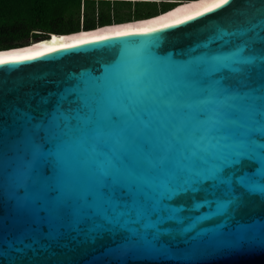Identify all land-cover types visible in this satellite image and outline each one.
Returning a JSON list of instances; mask_svg holds the SVG:
<instances>
[{"label": "water", "instance_id": "obj_1", "mask_svg": "<svg viewBox=\"0 0 264 264\" xmlns=\"http://www.w3.org/2000/svg\"><path fill=\"white\" fill-rule=\"evenodd\" d=\"M202 13L0 65V264H264V0Z\"/></svg>", "mask_w": 264, "mask_h": 264}, {"label": "trees", "instance_id": "obj_2", "mask_svg": "<svg viewBox=\"0 0 264 264\" xmlns=\"http://www.w3.org/2000/svg\"><path fill=\"white\" fill-rule=\"evenodd\" d=\"M160 1L0 0V58L34 57L79 39L97 41L93 38L116 36V31L157 28L200 13L214 2ZM32 39L43 40L30 44Z\"/></svg>", "mask_w": 264, "mask_h": 264}, {"label": "snow or ice", "instance_id": "obj_3", "mask_svg": "<svg viewBox=\"0 0 264 264\" xmlns=\"http://www.w3.org/2000/svg\"><path fill=\"white\" fill-rule=\"evenodd\" d=\"M230 3V0H214V2L211 4L210 7H205L204 9V13H212L213 10H220L222 7H225L227 6L228 4ZM203 13H197L196 16L199 17V18H202L203 17ZM193 17L192 16H188L186 17V20L191 22L193 21ZM177 25H183L184 24V21H176L175 22ZM163 28L167 29L169 28L170 26L165 24V25H162ZM141 32H152V33H156L158 32V29L156 28H145V29H141L140 30ZM131 33L129 32H124V31H116L115 32V35L116 36H127V35H130ZM94 40H104V41H107L110 39V37L108 36H98V37H94L93 38ZM93 41L92 40H87V39H79L77 40L75 43L73 44H62L61 47L62 48H69V49H73V48H76L77 45H81V44H91ZM48 51H54V49H48ZM39 55H43V53H40ZM31 59V57L29 56H19V57H10V58H0V65H4V64H8L9 62H11L12 60H29ZM38 155H42V153H37ZM249 191L251 192H256V191H259L257 189H253V188H248Z\"/></svg>", "mask_w": 264, "mask_h": 264}, {"label": "bare ground", "instance_id": "obj_4", "mask_svg": "<svg viewBox=\"0 0 264 264\" xmlns=\"http://www.w3.org/2000/svg\"><path fill=\"white\" fill-rule=\"evenodd\" d=\"M202 12H204V11H202ZM202 12H200V13H202ZM196 16V14L195 15H192V17H195ZM186 20V18L185 19H182V20H179V21H185ZM176 23L175 22H173V23H169V24H167V25H169V26H172V25H175ZM160 28H163L162 26H160V27H157L156 29H160ZM137 33H143V32H141V31H139V32H131V34H137ZM94 42V41H93ZM62 47L60 46V47H56V48H53L54 49V51L55 50H59V49H61ZM50 52H53V51H45V52H43V55L44 54H48V53H50ZM40 56H42V55H37V56H34V57H31V59H33V58H37V57H40Z\"/></svg>", "mask_w": 264, "mask_h": 264}, {"label": "rangeland", "instance_id": "obj_5", "mask_svg": "<svg viewBox=\"0 0 264 264\" xmlns=\"http://www.w3.org/2000/svg\"><path fill=\"white\" fill-rule=\"evenodd\" d=\"M172 1V0H171ZM186 0H184V1H182V2H185ZM157 2H158V4H161V3H159V2H161L160 0H157ZM181 2V3H182ZM179 5H180V3H179ZM178 6V5H177ZM42 41V39H32V40H30V44L31 43H36V42H41Z\"/></svg>", "mask_w": 264, "mask_h": 264}]
</instances>
